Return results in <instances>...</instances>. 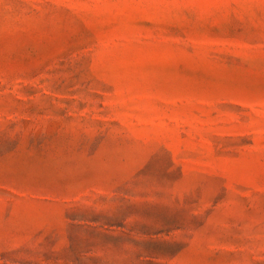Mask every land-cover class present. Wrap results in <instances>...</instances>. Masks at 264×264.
I'll return each instance as SVG.
<instances>
[{"label":"rangeland","instance_id":"1","mask_svg":"<svg viewBox=\"0 0 264 264\" xmlns=\"http://www.w3.org/2000/svg\"><path fill=\"white\" fill-rule=\"evenodd\" d=\"M0 264H264V0H0Z\"/></svg>","mask_w":264,"mask_h":264}]
</instances>
